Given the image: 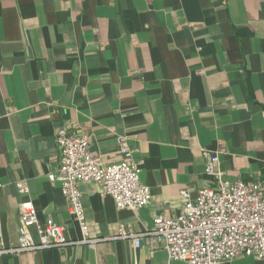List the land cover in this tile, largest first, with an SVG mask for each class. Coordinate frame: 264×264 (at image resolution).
<instances>
[{"label":"crops","instance_id":"obj_1","mask_svg":"<svg viewBox=\"0 0 264 264\" xmlns=\"http://www.w3.org/2000/svg\"><path fill=\"white\" fill-rule=\"evenodd\" d=\"M59 128L86 133L105 161L122 137L150 202L117 208L98 184L81 183L86 235L98 240L0 264H180L128 233L149 230L157 214L176 217L181 189L212 185L205 152L225 179L264 182V0H0V247L16 244L24 200L69 239L82 236L47 178Z\"/></svg>","mask_w":264,"mask_h":264},{"label":"built area","instance_id":"obj_2","mask_svg":"<svg viewBox=\"0 0 264 264\" xmlns=\"http://www.w3.org/2000/svg\"><path fill=\"white\" fill-rule=\"evenodd\" d=\"M55 142L58 168L49 172L47 178L59 184L67 210L82 236L69 239L63 224L52 218L40 220L33 202L24 200L18 204L16 244L0 247V256L97 241L86 235L81 183L98 184L100 195L110 196L117 208L136 210L150 202V188L140 181L139 162L122 137L116 138L118 152L112 161L92 152L90 138L83 131L59 128ZM204 154V173L213 178L212 185L195 191L181 189L182 202L176 217L157 214L149 230L130 232L128 236L136 246L145 237L151 248L163 249L169 261L180 264H218L236 257H252L264 263V182L227 180L219 168L217 154ZM14 185L18 193L28 190L20 181ZM32 227L37 239L32 236Z\"/></svg>","mask_w":264,"mask_h":264}]
</instances>
